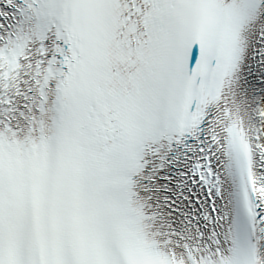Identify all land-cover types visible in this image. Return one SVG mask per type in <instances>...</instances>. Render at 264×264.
Returning a JSON list of instances; mask_svg holds the SVG:
<instances>
[{"label":"snow or ice","instance_id":"6c2138e0","mask_svg":"<svg viewBox=\"0 0 264 264\" xmlns=\"http://www.w3.org/2000/svg\"><path fill=\"white\" fill-rule=\"evenodd\" d=\"M0 264H264V0H0Z\"/></svg>","mask_w":264,"mask_h":264}]
</instances>
